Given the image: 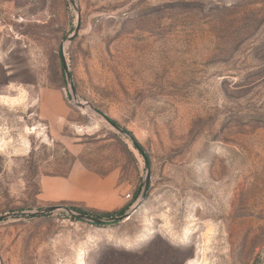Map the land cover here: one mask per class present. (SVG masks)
Wrapping results in <instances>:
<instances>
[{"label":"rangeland","instance_id":"374dc122","mask_svg":"<svg viewBox=\"0 0 264 264\" xmlns=\"http://www.w3.org/2000/svg\"><path fill=\"white\" fill-rule=\"evenodd\" d=\"M74 1L0 0V264H264V0Z\"/></svg>","mask_w":264,"mask_h":264},{"label":"water","instance_id":"95a60500","mask_svg":"<svg viewBox=\"0 0 264 264\" xmlns=\"http://www.w3.org/2000/svg\"><path fill=\"white\" fill-rule=\"evenodd\" d=\"M71 2V4L74 6V8L76 9V3L74 0H69ZM78 33V28L74 34V36L70 37L69 40L73 41L75 36ZM63 64H64V71L67 75V79L68 81L71 83L72 82V74L69 70V67L66 63V59L63 57ZM81 109L86 110L88 109L89 106L84 105L82 103L79 104ZM112 126H114L117 130H119L120 132L126 134V132L124 130H122L121 128H119L118 126H116L115 124H113L111 122ZM146 168H147V176H146V180L144 183V188H143V193H142V197H145L146 193L148 192L149 188H150V181H151V175H150V166H149V162L146 160ZM58 210H66L67 212L71 213L72 215L76 216L77 219L84 221L86 223H89L91 225H95V226H101V225H107L110 224L112 222H122L125 219H129L131 218L132 213H129L127 215H124L122 217H117L115 219H108V220H104V219H99V218H94V217H90V216H83V215H75V213L72 212V210H70L67 207L64 206H51V207H46V208H41V209H37L36 211L29 213V215H33V216H39V215H43V214H50L53 213L55 211ZM4 218H0V222L3 220Z\"/></svg>","mask_w":264,"mask_h":264},{"label":"trees","instance_id":"16d2710c","mask_svg":"<svg viewBox=\"0 0 264 264\" xmlns=\"http://www.w3.org/2000/svg\"><path fill=\"white\" fill-rule=\"evenodd\" d=\"M114 124L117 125L116 122H114ZM139 195H140V194H137V195H136V200L138 199V196H139ZM128 209H129V208L123 209V210H121V211L118 212V213L105 214V215H103V216H96V217H95V216L90 215L89 213H87V212L84 211V210H81V209H78V208H70V210H72V211L78 213V215L90 216V217L99 218V219H104V218H106V219H115V218H117V217H122V216L125 215V213L128 211ZM71 219L76 220L77 218L73 216V217H71ZM77 220H78V219H77Z\"/></svg>","mask_w":264,"mask_h":264},{"label":"built area","instance_id":"2783aa9c","mask_svg":"<svg viewBox=\"0 0 264 264\" xmlns=\"http://www.w3.org/2000/svg\"><path fill=\"white\" fill-rule=\"evenodd\" d=\"M131 196L130 195H128V198H130Z\"/></svg>","mask_w":264,"mask_h":264}]
</instances>
